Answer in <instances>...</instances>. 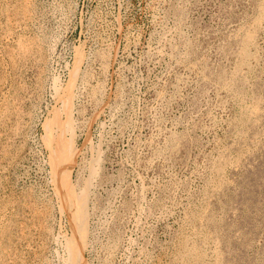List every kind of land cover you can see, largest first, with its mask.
I'll list each match as a JSON object with an SVG mask.
<instances>
[{
    "label": "rangeland",
    "instance_id": "1",
    "mask_svg": "<svg viewBox=\"0 0 264 264\" xmlns=\"http://www.w3.org/2000/svg\"><path fill=\"white\" fill-rule=\"evenodd\" d=\"M67 254L264 264V0H0V264Z\"/></svg>",
    "mask_w": 264,
    "mask_h": 264
},
{
    "label": "bare ground",
    "instance_id": "2",
    "mask_svg": "<svg viewBox=\"0 0 264 264\" xmlns=\"http://www.w3.org/2000/svg\"><path fill=\"white\" fill-rule=\"evenodd\" d=\"M63 146V145H62ZM63 149V148H62ZM61 149V150H62ZM69 149V148H68ZM60 150V149H59ZM62 153H64V150H63V152ZM63 156H65V160L67 159V161H68V163H69V165H73L74 164V156H73V154H72V150H67L66 149V152L63 154ZM61 158H63L62 156H61ZM67 163V162H66ZM60 166V165H59ZM71 166H70V168H71ZM61 167V166H60ZM70 174H71V172L70 171H68ZM57 173H58V171H57ZM66 175V174H65ZM58 177V176H57ZM65 176H63V178H64ZM61 179V178H60ZM58 180V179H57ZM61 180H63V179H61ZM59 181V180H58ZM70 182V181H69ZM59 183H60V181H59ZM62 184V183H61ZM69 184V183H68ZM64 184H62V186H63ZM61 186V185H60ZM69 188V187H68ZM61 191H63L64 189H60ZM67 191H69L70 190V188H69V190L68 189H66ZM60 191V192H61ZM67 193V192H66ZM66 193H65V195H66ZM65 195H63V198H64V196ZM62 198V199H63ZM67 256H68V259L70 258V261H69V263H71V264H74V262H75V257H73V256H71V255H69V254H67Z\"/></svg>",
    "mask_w": 264,
    "mask_h": 264
}]
</instances>
